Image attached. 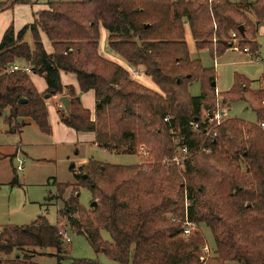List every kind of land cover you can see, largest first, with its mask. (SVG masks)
Instances as JSON below:
<instances>
[{
    "label": "trees",
    "instance_id": "obj_1",
    "mask_svg": "<svg viewBox=\"0 0 264 264\" xmlns=\"http://www.w3.org/2000/svg\"><path fill=\"white\" fill-rule=\"evenodd\" d=\"M29 2L7 0L0 10ZM47 6L17 34L8 28L0 41V113L8 112L7 133L19 134L31 122L51 134L44 96L64 94V72L76 77L81 92L93 91L96 101L92 120L70 90L69 114L58 111L64 126L93 134V144L110 153L135 155L144 146L156 163L100 165L89 160L77 170L78 185L55 183L58 197L69 187L73 190L57 212L62 224L52 226L41 216L28 226L0 229V264H38L33 258L44 254L35 248L54 250L50 256L56 264H99L69 258L59 234L62 225L115 264H264V132L259 127L264 122V88L251 91L249 80L235 75L231 90L220 93L223 102H245L256 123L229 118L212 127L214 138L206 139L204 126L193 133L191 123L200 121L201 112L216 109L211 87L215 76L190 59L184 37L187 26L195 47L207 49L215 60L229 50L230 34L236 32L240 47L255 55L264 0H72ZM101 28L107 32L108 48L142 68L159 92L98 54ZM27 30L33 49L23 41ZM40 33L50 42L51 54ZM18 60L44 78V93L37 92L25 70L11 69ZM197 81L200 95L191 97L188 86ZM175 134L192 153L183 170L161 164L176 151ZM202 143L211 148L210 154L196 152ZM13 171L11 185L18 186ZM80 188H87L96 202L91 211L79 204ZM186 202L191 204L187 208ZM185 214L194 225L187 237L181 222ZM199 225L209 228L215 244L208 259H201ZM102 231L111 243L102 239ZM16 251L23 255L10 258Z\"/></svg>",
    "mask_w": 264,
    "mask_h": 264
},
{
    "label": "rangeland",
    "instance_id": "obj_2",
    "mask_svg": "<svg viewBox=\"0 0 264 264\" xmlns=\"http://www.w3.org/2000/svg\"><path fill=\"white\" fill-rule=\"evenodd\" d=\"M29 1V4L8 5L0 10V12L7 11L10 19H12L14 15L16 21L12 19L9 27H11L13 31L15 30V33L24 26L32 24L37 17V13L42 9H46L48 3L70 2L72 0ZM230 1L234 2L235 0ZM250 1L252 2L254 0ZM5 2H7V0H0V4ZM19 15H21L22 18H19ZM184 30L185 42L190 59L198 60L202 69L214 72V83H216V90L218 92L221 94L229 92L233 86L235 75L243 76L249 80L251 91H258L261 88L260 82H264V80L262 81V77L264 76V63L262 62L264 61V27H259L256 36V42L259 45L257 54H244L227 50L222 57L215 60H213L207 49L198 50L195 47L187 26L184 27ZM100 32L105 34L104 29H101ZM103 38V34H101L98 41V54L100 55V51L101 53H107L109 55L108 57L112 58L111 61L120 64L121 67L126 69L125 65H122L119 60L115 59L116 55L107 48ZM46 40L41 42L46 53L50 54V44L47 42L48 40ZM23 41L33 49V40L30 30L25 32ZM29 76L35 89L37 88L35 85L36 81L43 84L45 83L44 78L38 74H30ZM131 78L134 79L133 77ZM135 78L136 79L134 80L142 82L152 90L159 92L158 88H155V85L145 74H141ZM70 86V90H72L74 95L79 99L77 86L74 84H70ZM187 91L191 97L199 96L201 92L200 83L198 81L192 82L188 86ZM221 94H218L217 96L215 94V97L217 98L216 104H221L223 102ZM45 101L48 113V124L51 129L50 135L40 132L31 122H28L30 123V126L26 125L23 127L19 134L0 133V156L2 157L0 160V229L5 226H28L41 216L45 217L47 222L52 226L62 224L63 222L61 221L58 224L57 212L63 206V201L67 200L71 194H73V190L69 187L58 197L57 186L55 183L78 185V182L75 179V174L77 173L78 168L87 164L89 160L93 159V161H96L100 165L109 164L128 166L139 163H148L150 165L156 163V160L152 158L151 154L147 157H142L140 155L138 152L139 148L144 146H140L135 155H122L110 153L106 150L95 147L93 144L85 143L86 139H84L83 135L76 136L73 142L70 141V135L68 133L71 132V129L64 125L63 127L66 132L62 129H58V126L61 127L62 124H60L61 121L54 100L48 98L45 99ZM80 104L83 109L89 111V113L91 112L89 109L85 108L81 102ZM224 104L230 109L228 112V118L238 119L252 124L256 123L255 113L245 102H235L230 105L227 103ZM61 111H64L62 107ZM203 111L206 112V110ZM203 111L201 114H203ZM6 118V114L2 115L0 118V126L4 125L6 126V130H8L5 123ZM71 133L72 135H75L74 132ZM76 142H78V144L77 146H74V143ZM15 149L19 152L17 156L14 155ZM144 149L149 153V150L145 147ZM20 164L23 169L22 171H17L16 168ZM13 170H15V175L18 179V186L11 185V181L14 177ZM78 195L79 204L83 208L87 209V211L94 209L91 207V203L94 202V200L87 188H80ZM169 217L170 215H166L165 218L169 220ZM171 222H173L172 219ZM199 230L204 237L203 247H206L208 250L207 257H203L202 254V258L208 259V257L214 255L215 244L208 227L205 225H199ZM101 236L104 241L108 243L112 242V239L107 232L102 231ZM69 237L71 242L69 244H64V247L68 249L70 259L93 260L99 264H115L104 254H95L84 236H77L70 231ZM33 250H35L36 253L44 254L40 256L36 255L33 258V262L38 264H56L55 258L50 256L51 253H54V250L45 249V251H43L37 248ZM16 254L23 255V252L16 251L10 256V258H13ZM228 264L240 263L231 262Z\"/></svg>",
    "mask_w": 264,
    "mask_h": 264
},
{
    "label": "built area",
    "instance_id": "obj_3",
    "mask_svg": "<svg viewBox=\"0 0 264 264\" xmlns=\"http://www.w3.org/2000/svg\"><path fill=\"white\" fill-rule=\"evenodd\" d=\"M237 35L238 34L236 32H232L230 34V39L228 41L229 50L233 52H241L244 54H248L249 53L248 48L240 47V39L238 38ZM26 72L29 73V71L27 70ZM132 74L134 76L143 74V70L142 68H136ZM215 94L216 96L218 95L216 91H215ZM228 112H229L228 106H226L223 102L221 104H217L216 109L211 113L207 111L206 112L203 111V114H201V117H200V121L191 123L192 132L195 133L199 128L204 126L206 129L208 128V132L206 133V139L214 138L215 135L211 134L212 127L219 125L222 121L226 119H229ZM164 121L168 122V118L164 119ZM259 127L264 132V122H260ZM173 142L176 145L175 153L171 157L163 159L161 164L163 166L174 165L177 168H180L181 170H183L185 163L190 160L192 153L190 152L188 147L184 144L182 137L176 136L175 134L173 138ZM138 152L140 153L142 157H147L149 155V153L144 149V147H140ZM196 152L210 154L212 150L209 146L202 143L197 146ZM22 169L23 168L21 164L16 168L17 171H22ZM185 205L187 208L191 204L190 202H186ZM172 221L179 222V220H175V219H172ZM181 222L183 225L182 233L185 237H187L190 235L191 231L194 229V225L188 221L186 214L184 215V219ZM69 232L70 230L65 225H62L60 227L59 234L64 244H69L71 242V239L69 237ZM201 252L203 254V257H207L208 250L206 247L205 248L203 247Z\"/></svg>",
    "mask_w": 264,
    "mask_h": 264
},
{
    "label": "crops",
    "instance_id": "obj_4",
    "mask_svg": "<svg viewBox=\"0 0 264 264\" xmlns=\"http://www.w3.org/2000/svg\"><path fill=\"white\" fill-rule=\"evenodd\" d=\"M253 2V1H252ZM48 8V7H47ZM47 8L46 9H42L41 11H44V10H47ZM250 17V19L251 20H253V17L252 16H249ZM19 18H22L21 17V15H19ZM12 19L13 20H15L16 21V19H15V17H14V15H13V17H12ZM12 19H10V17H9V14L7 13V11H2V12H0V41H1V39H2V36H3V34L5 33V31L8 29V28H10L9 27V25H10V22H11V20ZM16 24H17V22H16ZM20 25V24H19ZM17 27V26H16ZM261 27H264V25L263 24H261ZM22 29V28H21ZM20 29V30H21ZM102 29V28H101ZM100 29V30H101ZM19 30V31H20ZM18 31V32H19ZM18 32H16L15 33V30H14V33L15 34H17ZM102 32V31H101ZM101 32H99V34H100V36H101V34H103V39H104V42H105V44H106V46H107V48H108V45H107V38H108V35H107V32L105 31V34L104 33H101ZM43 37V38H42ZM44 38H45V40L47 39L45 36H44V34H42V33H40V39H41V41L42 42H44L45 40H44ZM100 38V37H99ZM47 41V40H46ZM193 41V40H192ZM47 42H49V41H47ZM49 44H50V42H49ZM112 52V51H111ZM231 52V51H230ZM52 53V47H51V44H50V54ZM100 53V55L104 58V59H106V60H108V61H111L112 60V58L111 57H108L109 55L107 54V53H103V55H102V53H101V51L99 52ZM113 54H115L114 52H112ZM116 55V54H115ZM114 59V58H113ZM115 59H117V60H119L121 63H122V65H125L126 66V69L125 68H123L125 71H127L128 72V74L130 75V77H133L134 79H136L135 77H138V76H140L141 74H139V75H136V76H134L132 73H133V71L136 69V68H134V67H131L126 61H124L123 59H121L118 55H116V57H115ZM111 62H113V61H111ZM113 63H115V62H113ZM215 63H216V61H215ZM215 63H214V65H215ZM264 63V62H263ZM115 64H117V63H115ZM117 65H119L120 67H121V65L120 64H117ZM11 69H22V70H27V71H29V75L30 74H32V73H30V70H31V68H30V66L26 63V62H24V61H21V60H18V61H15L13 64H12V66H11ZM74 75L73 74H67V73H64V72H61L60 73V80H61V82H62V85L65 87V91H64V94L62 95V96H64V97H67V99H68V101H70V99L73 97V96H70V94H69V91H70V84H74L75 86H77V92H79V100H80V102L83 104V106L85 107V108H87V109H89L91 112V119L93 120V118H94V113H95V108H96V101H95V95H94V92L93 91H88V92H81L80 90H79V87H78V83H77V85H76V82H77V80L75 81V79H76V77H75V79H74V77H73ZM133 79V80H134ZM151 80V79H150ZM264 80V76L262 77V81ZM32 81V80H31ZM134 81H136L137 83H139V84H141V85H143L144 87H147V88H149V89H151L150 87H148V86H146L145 84H143L142 82H138L137 80H134ZM33 83V82H32ZM263 83L264 82H260V85H261V88L259 89V90H261L262 88H264V85H263ZM45 84V85H44ZM39 83V81H36L35 82V85H36V89L38 90V92H40V93H44L45 91H46V89H47V86H46V83ZM252 84V83H251ZM156 88V87H155ZM73 89V88H72ZM74 90V89H73ZM152 90V89H151ZM156 90V89H155ZM154 91V90H153ZM215 91L218 93V94H220V92H218L217 90H216V83H215ZM257 91V90H256ZM61 96H55V97H53V98H51L52 100H54V102H55V107L57 108V112L58 111H61V104H60V102H59V98H60ZM77 97V96H76ZM61 106V107H60ZM230 110V109H229ZM6 114V116H8V112L7 111H3L2 113H0V118L2 117V115H4V114ZM28 123V122H27ZM60 124H62V123H60ZM27 126H30V123H28L27 124ZM58 126V125H57ZM0 133H7V130H6V126H4V125H2V126H0ZM58 129H62V130H64L65 131V129H64V127H63V124H62V126L61 127H59L58 126ZM66 132V131H65ZM71 132H74L73 130H71ZM71 132H69L68 134L70 135V141H74L75 140V138H76V136H79V135H83V137H84V139H86L85 140V143H90V144H93V142H94V136H93V134H91V133H76V132H74L75 133V135H72V133ZM77 144H78V142H76V143H74V146L76 145L77 146ZM94 145V144H93ZM95 147H97L96 145H94ZM98 148V147H97ZM100 149V148H99ZM103 150V149H102ZM19 152H18V150L17 149H15V153H14V155H16L17 156V154H18ZM15 156V157H16ZM2 159V157L0 156V160ZM93 160V159H92ZM84 163V162H83ZM76 175V174H75ZM52 254H54V253H51L50 255H52Z\"/></svg>",
    "mask_w": 264,
    "mask_h": 264
},
{
    "label": "water",
    "instance_id": "obj_5",
    "mask_svg": "<svg viewBox=\"0 0 264 264\" xmlns=\"http://www.w3.org/2000/svg\"><path fill=\"white\" fill-rule=\"evenodd\" d=\"M238 31H239L240 35L243 36V27H242V26L239 27ZM211 87H212V88H215V83H212V84H211ZM44 99H48V96L45 95V96H44ZM19 102H20V103H23L24 100H20ZM59 102H60V104H61L63 110L65 111L66 115H68V114H69V101H68L67 97H64V96L60 97V98H59ZM82 178L85 179L86 177L83 176ZM91 207H92V208H95V207H96V203H95V202H92V203H91Z\"/></svg>",
    "mask_w": 264,
    "mask_h": 264
}]
</instances>
